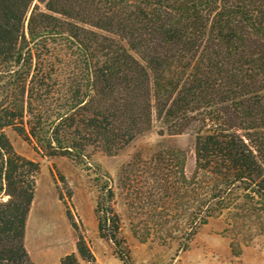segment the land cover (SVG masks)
<instances>
[{
  "label": "trees",
  "instance_id": "trees-1",
  "mask_svg": "<svg viewBox=\"0 0 264 264\" xmlns=\"http://www.w3.org/2000/svg\"><path fill=\"white\" fill-rule=\"evenodd\" d=\"M155 120L195 132V170L181 169L202 188L193 227L240 197L264 211V0H0V264H36L25 237L40 173L5 128L79 159L116 154ZM98 227L123 258L117 218Z\"/></svg>",
  "mask_w": 264,
  "mask_h": 264
},
{
  "label": "rangeland",
  "instance_id": "rangeland-1",
  "mask_svg": "<svg viewBox=\"0 0 264 264\" xmlns=\"http://www.w3.org/2000/svg\"><path fill=\"white\" fill-rule=\"evenodd\" d=\"M160 129L155 120L114 155L88 146L76 159L50 156L5 128L15 149L40 164L25 237L36 264H62L73 252L81 264H264V211L254 202L240 197L207 224L192 226L202 188L185 183L181 169L187 176L195 170V132ZM106 213L117 218L123 258L99 233ZM73 221L95 254L92 262L78 252ZM106 228L112 232L110 222Z\"/></svg>",
  "mask_w": 264,
  "mask_h": 264
},
{
  "label": "crops",
  "instance_id": "crops-1",
  "mask_svg": "<svg viewBox=\"0 0 264 264\" xmlns=\"http://www.w3.org/2000/svg\"><path fill=\"white\" fill-rule=\"evenodd\" d=\"M26 246H27V244H26ZM28 249V248H27ZM29 252H31V251H29ZM73 253H75V252H73ZM30 255H31V257H32V253H30ZM81 264V263H80Z\"/></svg>",
  "mask_w": 264,
  "mask_h": 264
}]
</instances>
